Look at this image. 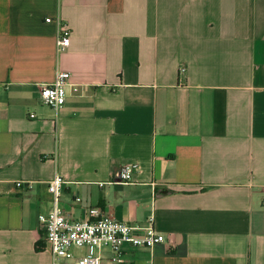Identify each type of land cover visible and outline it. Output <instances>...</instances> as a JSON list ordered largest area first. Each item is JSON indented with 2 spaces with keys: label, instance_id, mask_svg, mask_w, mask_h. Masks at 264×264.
I'll use <instances>...</instances> for the list:
<instances>
[{
  "label": "crops",
  "instance_id": "obj_1",
  "mask_svg": "<svg viewBox=\"0 0 264 264\" xmlns=\"http://www.w3.org/2000/svg\"><path fill=\"white\" fill-rule=\"evenodd\" d=\"M55 174L72 219L165 235L101 264H264V0H0V264H54L38 217Z\"/></svg>",
  "mask_w": 264,
  "mask_h": 264
},
{
  "label": "built area",
  "instance_id": "obj_2",
  "mask_svg": "<svg viewBox=\"0 0 264 264\" xmlns=\"http://www.w3.org/2000/svg\"><path fill=\"white\" fill-rule=\"evenodd\" d=\"M45 21L50 22L51 19L48 18ZM56 21L59 25L57 49L64 51L69 45L70 30L65 22L59 19ZM69 79L68 72L57 71L51 83L41 86V102L55 115L65 105ZM137 169L138 163L136 162L124 163L119 171L117 182L122 184L130 182ZM46 184L51 196V207L46 214L39 215L38 220L46 232V241L50 247L54 264L73 260L74 249L83 250V255L75 261V264H101L102 258L98 251L105 247L112 253L111 261L121 263V248L125 244L136 248L151 249L165 242V235L157 232L152 223L145 227L130 226L116 220L99 207H90L84 219L74 220L65 214L59 205L61 190L65 184L64 178L60 174H55ZM23 185L27 188L32 187L31 182L17 181L15 183L17 188ZM100 185L103 186L104 183ZM76 202H80V199H76ZM134 232L140 234L135 235Z\"/></svg>",
  "mask_w": 264,
  "mask_h": 264
}]
</instances>
